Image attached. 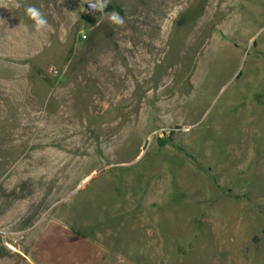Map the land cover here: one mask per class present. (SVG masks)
Wrapping results in <instances>:
<instances>
[{"label":"rangeland","instance_id":"1","mask_svg":"<svg viewBox=\"0 0 264 264\" xmlns=\"http://www.w3.org/2000/svg\"><path fill=\"white\" fill-rule=\"evenodd\" d=\"M86 2L0 0V264H264V0Z\"/></svg>","mask_w":264,"mask_h":264},{"label":"crops","instance_id":"2","mask_svg":"<svg viewBox=\"0 0 264 264\" xmlns=\"http://www.w3.org/2000/svg\"><path fill=\"white\" fill-rule=\"evenodd\" d=\"M173 163L176 162L173 160L172 164ZM139 186H141V191H143L142 193H146L150 197L155 198L159 206L163 207L165 204H167L169 207H175L177 205L176 174H159L156 181H152L151 184L145 182Z\"/></svg>","mask_w":264,"mask_h":264},{"label":"clouds","instance_id":"3","mask_svg":"<svg viewBox=\"0 0 264 264\" xmlns=\"http://www.w3.org/2000/svg\"><path fill=\"white\" fill-rule=\"evenodd\" d=\"M89 5L92 6L93 10H101V11H103V9L107 7L106 0L105 3L99 5L94 3H90ZM26 15L35 22V27L37 31H40L48 27L47 19L44 17V14L38 8L34 6H28L26 8ZM109 18L113 23L117 25H122L124 23L123 18L120 17L118 13L115 12L110 13Z\"/></svg>","mask_w":264,"mask_h":264},{"label":"trees","instance_id":"4","mask_svg":"<svg viewBox=\"0 0 264 264\" xmlns=\"http://www.w3.org/2000/svg\"><path fill=\"white\" fill-rule=\"evenodd\" d=\"M167 144H172V137L170 135L165 134L163 137L158 138V145L159 146L163 147Z\"/></svg>","mask_w":264,"mask_h":264},{"label":"water","instance_id":"5","mask_svg":"<svg viewBox=\"0 0 264 264\" xmlns=\"http://www.w3.org/2000/svg\"><path fill=\"white\" fill-rule=\"evenodd\" d=\"M90 3H94V2H86V3L84 4V6H85V8H87L89 11L94 12L95 10H93V9H92V6L89 5ZM94 4H97V3H94Z\"/></svg>","mask_w":264,"mask_h":264},{"label":"bare ground","instance_id":"6","mask_svg":"<svg viewBox=\"0 0 264 264\" xmlns=\"http://www.w3.org/2000/svg\"><path fill=\"white\" fill-rule=\"evenodd\" d=\"M18 41H19V39H18ZM32 41V40H31ZM20 43V42H19ZM18 45V44H17Z\"/></svg>","mask_w":264,"mask_h":264}]
</instances>
